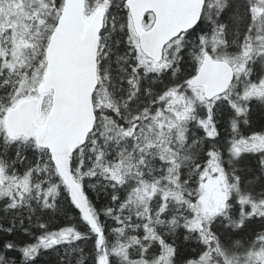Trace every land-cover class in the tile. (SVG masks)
I'll return each instance as SVG.
<instances>
[{
	"label": "snow or ice",
	"instance_id": "6c2138e0",
	"mask_svg": "<svg viewBox=\"0 0 264 264\" xmlns=\"http://www.w3.org/2000/svg\"><path fill=\"white\" fill-rule=\"evenodd\" d=\"M0 264H264V0H0Z\"/></svg>",
	"mask_w": 264,
	"mask_h": 264
}]
</instances>
